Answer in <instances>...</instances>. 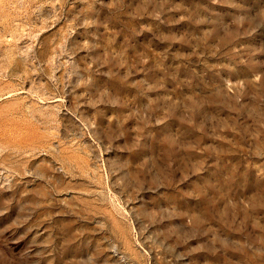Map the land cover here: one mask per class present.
<instances>
[{
  "label": "rangeland",
  "instance_id": "374dc122",
  "mask_svg": "<svg viewBox=\"0 0 264 264\" xmlns=\"http://www.w3.org/2000/svg\"><path fill=\"white\" fill-rule=\"evenodd\" d=\"M0 264H264V0H0Z\"/></svg>",
  "mask_w": 264,
  "mask_h": 264
}]
</instances>
